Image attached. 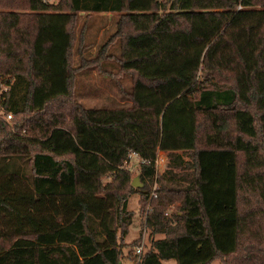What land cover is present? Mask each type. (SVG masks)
I'll return each instance as SVG.
<instances>
[{
  "label": "trees",
  "instance_id": "16d2710c",
  "mask_svg": "<svg viewBox=\"0 0 264 264\" xmlns=\"http://www.w3.org/2000/svg\"><path fill=\"white\" fill-rule=\"evenodd\" d=\"M263 6L0 0V264H121L133 191L139 208L148 198L144 226L162 234L136 264H264ZM90 11L116 17L85 56L76 21ZM83 67L109 73L129 103L82 106ZM130 152L144 159L137 188Z\"/></svg>",
  "mask_w": 264,
  "mask_h": 264
},
{
  "label": "rangeland",
  "instance_id": "374dc122",
  "mask_svg": "<svg viewBox=\"0 0 264 264\" xmlns=\"http://www.w3.org/2000/svg\"><path fill=\"white\" fill-rule=\"evenodd\" d=\"M55 1V0H47ZM264 8V6H263ZM116 17L115 12L111 11H90L80 12L76 28L82 32V41L84 45V54L89 56L95 50V47L103 42L114 28V20ZM113 53H118V40L111 44L109 47ZM76 62V56L74 60ZM106 69L111 71L116 70L114 62L107 63ZM124 90L130 88V78L128 75L119 77ZM74 99L85 107H112L118 105H126L129 101L120 97L117 91L113 78L107 72L102 73L97 71L96 67L85 68L83 67L77 71L74 84H73ZM130 157L123 166L130 170V177L137 175L139 169V162ZM156 162L154 164V179L157 173H160L166 166V155L162 150H158L155 155ZM103 180H107L108 176H103ZM138 179V176H137ZM131 180V179H130ZM139 181V180H138ZM140 182V181H139ZM154 183H151L150 189L154 188ZM137 188V187H134ZM139 193L137 191L130 192L127 195L126 208L131 211L130 223L127 226V231L122 237L120 246L121 264H136L137 258L133 253L134 246L137 244L142 245V250L149 248L150 240L152 238H159L161 233H150L149 228L144 226V214L146 205L148 206V198L142 208H139L137 202ZM178 200L170 201L163 207V214L169 217L171 211L174 210ZM166 211V213H164ZM161 264H175L173 258L161 259ZM210 264H224L221 259L215 258Z\"/></svg>",
  "mask_w": 264,
  "mask_h": 264
},
{
  "label": "built area",
  "instance_id": "2783aa9c",
  "mask_svg": "<svg viewBox=\"0 0 264 264\" xmlns=\"http://www.w3.org/2000/svg\"><path fill=\"white\" fill-rule=\"evenodd\" d=\"M7 89V85L5 84V83H3V82H1L0 81V93L1 92H3L4 90H6ZM10 117V114H6L5 115V118H9ZM128 156H134V158L136 159V160H138V162H142V161H144V159L143 158H141V157H139L135 152H130L129 154H128ZM130 157H127V159L126 160H124L123 162L124 163H126L127 162V160L129 159ZM157 160H156V158L154 157V159H153V164H155V162H156ZM150 196H155V193L153 192V189L151 190V192H150V194H149V197ZM148 206L146 205V208H147ZM164 213H166V211L164 212ZM142 251V245L141 244H137V245H135L134 246V249H133V253H134V255L138 258V255H139V253Z\"/></svg>",
  "mask_w": 264,
  "mask_h": 264
},
{
  "label": "water",
  "instance_id": "95a60500",
  "mask_svg": "<svg viewBox=\"0 0 264 264\" xmlns=\"http://www.w3.org/2000/svg\"><path fill=\"white\" fill-rule=\"evenodd\" d=\"M130 184L133 185L134 187H139L141 186V183L137 179V175L133 176L130 180Z\"/></svg>",
  "mask_w": 264,
  "mask_h": 264
},
{
  "label": "crops",
  "instance_id": "0c3cea01",
  "mask_svg": "<svg viewBox=\"0 0 264 264\" xmlns=\"http://www.w3.org/2000/svg\"><path fill=\"white\" fill-rule=\"evenodd\" d=\"M55 1H56V0H55ZM55 1H54V2H55Z\"/></svg>",
  "mask_w": 264,
  "mask_h": 264
}]
</instances>
